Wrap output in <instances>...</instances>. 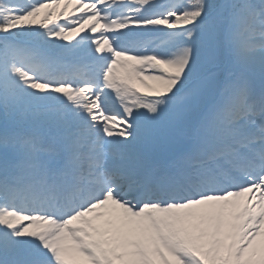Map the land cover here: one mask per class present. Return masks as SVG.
I'll return each instance as SVG.
<instances>
[{"label":"snow or ice","instance_id":"obj_1","mask_svg":"<svg viewBox=\"0 0 264 264\" xmlns=\"http://www.w3.org/2000/svg\"><path fill=\"white\" fill-rule=\"evenodd\" d=\"M0 264H264V0H0Z\"/></svg>","mask_w":264,"mask_h":264}]
</instances>
